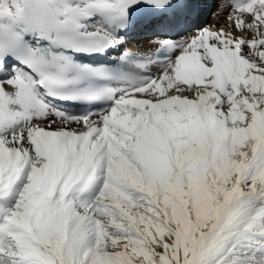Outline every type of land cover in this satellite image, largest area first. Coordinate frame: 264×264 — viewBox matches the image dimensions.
I'll use <instances>...</instances> for the list:
<instances>
[{
  "label": "snow or ice",
  "instance_id": "1",
  "mask_svg": "<svg viewBox=\"0 0 264 264\" xmlns=\"http://www.w3.org/2000/svg\"><path fill=\"white\" fill-rule=\"evenodd\" d=\"M206 7L0 0V264H264V0Z\"/></svg>",
  "mask_w": 264,
  "mask_h": 264
},
{
  "label": "bare ground",
  "instance_id": "2",
  "mask_svg": "<svg viewBox=\"0 0 264 264\" xmlns=\"http://www.w3.org/2000/svg\"><path fill=\"white\" fill-rule=\"evenodd\" d=\"M205 9H207L209 11V14L206 16L207 17L206 22L208 24L217 23L216 19L214 18V15H213L214 13H220L221 16L225 15L223 8L219 5H216L214 3V0H207V7ZM220 22L222 23L223 21L221 20ZM143 42H144V39L142 38L140 40V43H143ZM126 47H128L130 50H133V51L136 50L135 42L128 44Z\"/></svg>",
  "mask_w": 264,
  "mask_h": 264
}]
</instances>
